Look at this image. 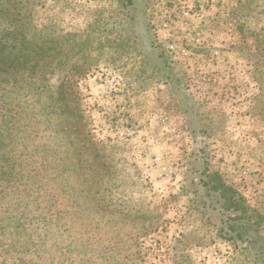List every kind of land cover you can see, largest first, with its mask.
I'll return each mask as SVG.
<instances>
[{
	"label": "rangeland",
	"instance_id": "obj_1",
	"mask_svg": "<svg viewBox=\"0 0 264 264\" xmlns=\"http://www.w3.org/2000/svg\"><path fill=\"white\" fill-rule=\"evenodd\" d=\"M36 1L88 144L0 84V264H264V0Z\"/></svg>",
	"mask_w": 264,
	"mask_h": 264
},
{
	"label": "trees",
	"instance_id": "obj_2",
	"mask_svg": "<svg viewBox=\"0 0 264 264\" xmlns=\"http://www.w3.org/2000/svg\"><path fill=\"white\" fill-rule=\"evenodd\" d=\"M36 2L0 0V84L8 85L11 89H28L29 93L41 100V114L47 128L52 127L54 136L67 133L68 143L74 148L71 154L75 156L79 154V149L86 148L88 144L78 140L81 146L77 149L74 146L77 140L71 138L72 134L84 136L81 129L76 127L78 120L85 119L79 105L75 103L76 97L72 91L75 79L65 75L59 79L55 89L50 85V80L61 75L71 63L73 47L63 52L61 38L56 31H42L35 26L30 12ZM69 67L72 71L75 65ZM201 184L207 192L219 193L223 198L231 190L214 180L213 175L201 179ZM231 198L233 200L229 208L236 213L235 218L247 215L249 208L244 205V199ZM245 226L229 222L231 239L246 240L251 227L248 224Z\"/></svg>",
	"mask_w": 264,
	"mask_h": 264
}]
</instances>
